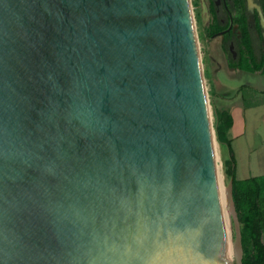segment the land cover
<instances>
[{
	"label": "water",
	"instance_id": "1",
	"mask_svg": "<svg viewBox=\"0 0 264 264\" xmlns=\"http://www.w3.org/2000/svg\"><path fill=\"white\" fill-rule=\"evenodd\" d=\"M219 191L190 0H0V264H229Z\"/></svg>",
	"mask_w": 264,
	"mask_h": 264
},
{
	"label": "trees",
	"instance_id": "2",
	"mask_svg": "<svg viewBox=\"0 0 264 264\" xmlns=\"http://www.w3.org/2000/svg\"><path fill=\"white\" fill-rule=\"evenodd\" d=\"M249 18L250 13H246L241 21L242 35L236 45L237 57L232 56L226 48L228 65L242 71L264 74V26L259 18L253 26L250 25ZM256 35L261 38L260 42ZM232 124L233 118L228 111L215 116V131L221 147L225 176L228 181L233 180V198L242 233L243 264H264V175L238 179L236 157L228 137Z\"/></svg>",
	"mask_w": 264,
	"mask_h": 264
},
{
	"label": "crops",
	"instance_id": "3",
	"mask_svg": "<svg viewBox=\"0 0 264 264\" xmlns=\"http://www.w3.org/2000/svg\"><path fill=\"white\" fill-rule=\"evenodd\" d=\"M228 67L209 59L206 79L215 116L228 111L233 118L228 137L236 157L237 177L243 180L263 175L253 173V165L262 160L264 150V74L243 71L249 81L235 83L237 73Z\"/></svg>",
	"mask_w": 264,
	"mask_h": 264
},
{
	"label": "rangeland",
	"instance_id": "4",
	"mask_svg": "<svg viewBox=\"0 0 264 264\" xmlns=\"http://www.w3.org/2000/svg\"><path fill=\"white\" fill-rule=\"evenodd\" d=\"M256 1L263 4L262 7L261 5L258 6L261 10L262 16L259 13L260 11L256 9L253 0H249V2L248 0H190L208 94L209 112L214 132L215 156L218 167L217 170L223 178L225 184H227L228 180L224 172L221 147L216 137L215 114L206 79L207 64L209 59H211L214 63H224V65L227 64L228 67V52H230L232 56L237 57L238 47L236 45L239 44L238 40L240 41L242 35L241 21L246 13H250L246 9V2H248L249 11H255V21L258 20V18L260 20L262 17L264 18V0ZM255 21L254 18H252L250 25L253 26ZM226 48L228 49V52ZM228 68L231 73H237L235 75L236 78L234 79L235 83L245 84L249 81L246 78V72H239L237 68ZM261 153L263 156L262 160H257V162L253 165L255 168L253 173H263L264 175V170H262L264 169V150ZM232 259V264H236L233 256Z\"/></svg>",
	"mask_w": 264,
	"mask_h": 264
},
{
	"label": "bare ground",
	"instance_id": "5",
	"mask_svg": "<svg viewBox=\"0 0 264 264\" xmlns=\"http://www.w3.org/2000/svg\"><path fill=\"white\" fill-rule=\"evenodd\" d=\"M210 120H211V118H210ZM215 160H216V156H215ZM217 169H218V167H217V164H216V175H217V179H218L219 184H220V191L219 192H220L221 212H222V216H223V219H224L225 230H226V233H227V246H228L229 264H232L233 253H232L231 248H230L231 239H230V229H229V216H228V212H227V208H226V204H225L223 186L221 184L222 177L219 174Z\"/></svg>",
	"mask_w": 264,
	"mask_h": 264
},
{
	"label": "flooded vegetation",
	"instance_id": "6",
	"mask_svg": "<svg viewBox=\"0 0 264 264\" xmlns=\"http://www.w3.org/2000/svg\"><path fill=\"white\" fill-rule=\"evenodd\" d=\"M254 2L257 4V6H260V5H261V7L263 6V4H261L260 2H258V1H256V0H254ZM255 7H256V6H255ZM247 11L249 12V9H248V2H247ZM256 12H257V10H256ZM257 18H258V15H257ZM259 22H260V19H259ZM263 30H264V29H263ZM256 36H257L256 39H258L259 42H260L261 38H260L258 35H256ZM262 208H263V215H264V199L262 200Z\"/></svg>",
	"mask_w": 264,
	"mask_h": 264
}]
</instances>
